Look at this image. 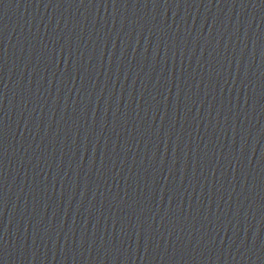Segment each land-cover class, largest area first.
<instances>
[{
    "label": "water",
    "instance_id": "1",
    "mask_svg": "<svg viewBox=\"0 0 264 264\" xmlns=\"http://www.w3.org/2000/svg\"><path fill=\"white\" fill-rule=\"evenodd\" d=\"M0 264H264V0H0Z\"/></svg>",
    "mask_w": 264,
    "mask_h": 264
}]
</instances>
